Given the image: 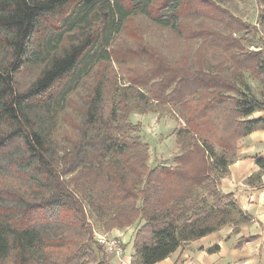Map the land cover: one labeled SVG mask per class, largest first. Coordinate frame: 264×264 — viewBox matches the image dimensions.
<instances>
[{
	"label": "trees",
	"instance_id": "16d2710c",
	"mask_svg": "<svg viewBox=\"0 0 264 264\" xmlns=\"http://www.w3.org/2000/svg\"><path fill=\"white\" fill-rule=\"evenodd\" d=\"M221 5L0 0V264H110L94 225L137 223L131 264H155L249 220L219 186L238 142L264 130L250 118L264 111V41ZM134 17L159 33L120 51ZM166 32L190 45L169 55ZM129 60L146 67L119 83L109 66ZM158 109L176 116L177 152L151 166L130 116Z\"/></svg>",
	"mask_w": 264,
	"mask_h": 264
},
{
	"label": "crops",
	"instance_id": "0c3cea01",
	"mask_svg": "<svg viewBox=\"0 0 264 264\" xmlns=\"http://www.w3.org/2000/svg\"><path fill=\"white\" fill-rule=\"evenodd\" d=\"M261 117L264 111L250 118ZM236 159L229 164L227 174L220 180L219 189L230 194L249 220L238 226H223L202 238L180 246L155 264H264V130H254L238 142ZM140 223L124 229L109 231L121 253L107 250L110 264H131L133 238ZM217 246V250H207Z\"/></svg>",
	"mask_w": 264,
	"mask_h": 264
},
{
	"label": "rangeland",
	"instance_id": "374dc122",
	"mask_svg": "<svg viewBox=\"0 0 264 264\" xmlns=\"http://www.w3.org/2000/svg\"><path fill=\"white\" fill-rule=\"evenodd\" d=\"M221 1V6L224 7V9H227L233 17L251 24L253 30H257L264 41V23L260 20L264 2H259L257 0ZM158 33L159 31L149 27V23L145 18L134 17L127 22L126 28L116 37L114 43L118 46L120 51H125L126 49L136 50L139 45H141L140 37H142L145 42L152 43V41L156 40V35ZM234 36L238 35L235 34ZM162 39L166 45L164 51L166 50L167 53H172H169V55H179L190 45L182 39L174 37L170 32H166ZM258 46L260 45L255 42L249 46V49L257 50L260 48ZM169 55L167 56L169 57ZM151 66L152 65H150L148 69ZM145 67L144 63L139 64L134 60H129L123 64L112 62L109 69L111 75H116V79L119 83H126L129 75L137 73ZM28 79L29 77H23L21 82L25 84ZM250 83L252 86L254 85V90L258 89L259 84H257V82L250 81ZM255 94H258L257 90ZM130 120L140 125V136L149 147V164L151 166L154 164H169L171 158L177 152L174 138V128L178 125L176 116L172 114V112L158 109L157 112H146L145 114L134 112L131 114ZM108 234L109 231H103L98 225H94V235L98 241L101 236L109 239Z\"/></svg>",
	"mask_w": 264,
	"mask_h": 264
},
{
	"label": "built area",
	"instance_id": "2783aa9c",
	"mask_svg": "<svg viewBox=\"0 0 264 264\" xmlns=\"http://www.w3.org/2000/svg\"><path fill=\"white\" fill-rule=\"evenodd\" d=\"M100 243L106 246L107 250L115 251V253L120 254L122 249L120 243L117 239H106L103 236L99 239Z\"/></svg>",
	"mask_w": 264,
	"mask_h": 264
}]
</instances>
